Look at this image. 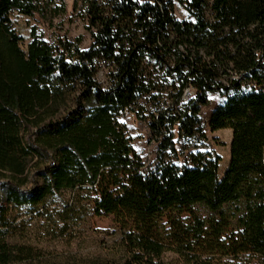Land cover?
I'll use <instances>...</instances> for the list:
<instances>
[{
  "label": "trees",
  "instance_id": "1",
  "mask_svg": "<svg viewBox=\"0 0 264 264\" xmlns=\"http://www.w3.org/2000/svg\"><path fill=\"white\" fill-rule=\"evenodd\" d=\"M52 1L0 0V178L11 179L0 187V264L34 255L7 242V205L35 208L84 189L93 214L113 216L125 232L123 264H162V217L173 243L206 241L222 255L264 264V0H82L88 50L65 37L45 44L31 29L24 51L9 16L32 18ZM175 2L189 21L175 18ZM98 61L110 66L107 90L95 79ZM216 95L224 102L208 127L232 135L222 178L201 118ZM142 101L157 106L148 118L157 144L149 164L119 122L144 119ZM29 129L34 146L22 140ZM33 159L43 163L40 183L24 191ZM193 207L216 218L200 220ZM185 214L189 226L179 221Z\"/></svg>",
  "mask_w": 264,
  "mask_h": 264
},
{
  "label": "rangeland",
  "instance_id": "2",
  "mask_svg": "<svg viewBox=\"0 0 264 264\" xmlns=\"http://www.w3.org/2000/svg\"><path fill=\"white\" fill-rule=\"evenodd\" d=\"M78 2V3H77ZM82 0H53L52 3H43L40 7L42 13L32 18L18 14L9 16L13 31L20 37V48L26 51L27 44L31 41V29H35L36 37L45 44L51 45L56 37H65L81 50H88L92 44V38L87 32V22L82 17ZM173 14L180 21H189V14L178 3L173 5ZM95 74L96 82L104 89L109 88V64L98 61ZM264 88V87H263ZM190 92H186L184 100ZM224 102V98L211 96L209 107L201 109L203 131L208 139L209 149L214 150L220 157L218 178L225 173L230 157L228 142L231 133L228 130H220L211 133L208 127L209 116L213 110ZM144 114L141 120L131 115H125L119 119L126 128L130 145L134 152L145 164L153 162L157 144L150 136L148 118L155 113L157 106L142 101ZM71 104L67 106L71 109ZM65 112L60 116H64ZM32 129L26 130L22 135L25 146H34L36 143ZM187 147H192L191 144ZM186 147V148H187ZM33 159L27 168V173L21 179V190L29 191L35 182L40 183L37 170L43 167V163ZM48 162L47 165H49ZM20 179V180H21ZM10 176L0 178V187L9 182ZM18 180V181H20ZM17 184H20L18 182ZM93 197L86 189L81 191L61 192L57 196H51L36 206L7 205L6 225L7 242L16 247L26 246L33 250L34 255L22 264H123L128 258V239L117 225L112 216H95L93 214ZM234 206L226 208L230 215ZM192 214L200 220H213L209 212L200 207H193ZM175 219L173 215L171 219ZM188 215L179 217V221L189 226ZM160 239L165 243V249L160 256L162 264H245L247 256L232 258L219 253L206 241L193 242L182 241L173 243L172 232L169 234V217H162L160 221ZM234 230L231 222L227 235ZM227 236H223L224 238ZM221 238V239H222ZM204 243V244H203ZM251 263H255L254 260Z\"/></svg>",
  "mask_w": 264,
  "mask_h": 264
},
{
  "label": "crops",
  "instance_id": "3",
  "mask_svg": "<svg viewBox=\"0 0 264 264\" xmlns=\"http://www.w3.org/2000/svg\"><path fill=\"white\" fill-rule=\"evenodd\" d=\"M231 141V140H230ZM230 141L228 142V144L227 145H229L230 144Z\"/></svg>",
  "mask_w": 264,
  "mask_h": 264
},
{
  "label": "snow or ice",
  "instance_id": "4",
  "mask_svg": "<svg viewBox=\"0 0 264 264\" xmlns=\"http://www.w3.org/2000/svg\"><path fill=\"white\" fill-rule=\"evenodd\" d=\"M149 2H151V0H149Z\"/></svg>",
  "mask_w": 264,
  "mask_h": 264
}]
</instances>
